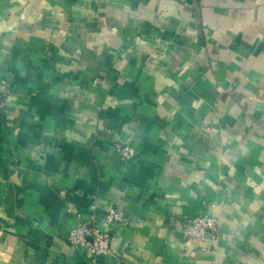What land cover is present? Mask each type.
I'll return each mask as SVG.
<instances>
[{
  "label": "crops",
  "instance_id": "crops-1",
  "mask_svg": "<svg viewBox=\"0 0 264 264\" xmlns=\"http://www.w3.org/2000/svg\"><path fill=\"white\" fill-rule=\"evenodd\" d=\"M83 221L96 264H264V0H0V264H92Z\"/></svg>",
  "mask_w": 264,
  "mask_h": 264
},
{
  "label": "built area",
  "instance_id": "built-area-1",
  "mask_svg": "<svg viewBox=\"0 0 264 264\" xmlns=\"http://www.w3.org/2000/svg\"><path fill=\"white\" fill-rule=\"evenodd\" d=\"M125 157H130L128 147L118 146ZM64 193V191L62 192ZM108 219L121 222L123 213L115 208L108 211ZM219 222L215 213L201 214L190 218L183 226V235L189 243L206 245L213 242L218 235ZM113 236L109 231L92 227L88 222H79L68 235V242L72 248L85 250L91 256L92 264L106 255L111 247Z\"/></svg>",
  "mask_w": 264,
  "mask_h": 264
}]
</instances>
